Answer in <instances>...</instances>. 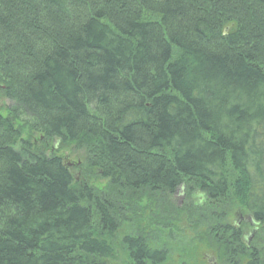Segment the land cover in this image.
Here are the masks:
<instances>
[{
  "label": "trees",
  "instance_id": "16d2710c",
  "mask_svg": "<svg viewBox=\"0 0 264 264\" xmlns=\"http://www.w3.org/2000/svg\"><path fill=\"white\" fill-rule=\"evenodd\" d=\"M0 85V264H264V0H0Z\"/></svg>",
  "mask_w": 264,
  "mask_h": 264
},
{
  "label": "rangeland",
  "instance_id": "374dc122",
  "mask_svg": "<svg viewBox=\"0 0 264 264\" xmlns=\"http://www.w3.org/2000/svg\"><path fill=\"white\" fill-rule=\"evenodd\" d=\"M4 87L0 85V114L4 117L7 116L8 110L12 106V102L9 101L4 97L3 91ZM29 133L27 130L22 129V136L21 141L27 140ZM31 138L33 140H36V136L31 135ZM65 153V156L70 155L71 153L69 150L64 151L62 154ZM82 154H74L71 153L70 158H68V163L70 165H73L72 167V173L75 178H78L79 176V170L78 167L82 162ZM77 165V166H75ZM108 180H102V179H93L92 184L97 188L101 189L102 187H105L108 184ZM185 194L182 192V190L179 192V195L175 198V205L182 206L184 203ZM136 207V206H135ZM231 212H241L238 208H233ZM133 213V212H132ZM143 214H147V212H143ZM129 217H131L129 215ZM144 218H148L144 223L145 225H150V220L153 218H157L156 215H144ZM185 216H181L183 219ZM159 218V216H158ZM172 219V218H171ZM241 220V221H240ZM240 221V223H238ZM177 222L176 224H173V231H168V235L165 233L157 232V227L150 228L151 234L149 235L150 238V244L156 248L157 250H170V254L167 256L165 263L163 264H222V262L218 259V255L215 252H212L208 248L202 245L199 246L196 242H194L195 247L193 246V249L190 248L189 252L184 255L180 253H177V251L184 248L185 250H188V247L190 243H193V239L195 238V234H193L191 230L185 229V227H188V223L181 222L178 224L177 228ZM227 224L230 225L233 229L236 231H239L241 233V239L246 247H251L257 240V233H258V225H254L253 221L250 217L246 216L245 214L235 215L232 214L231 219L227 220ZM172 228V227H171ZM144 229V227H143ZM153 229L155 232H153ZM177 229V230H176ZM129 230V229H127ZM176 230V231H175ZM126 232V231H125ZM260 250L262 254L264 255V247L260 246ZM129 260L127 256L122 255L120 256V264H129ZM119 264V261L117 262Z\"/></svg>",
  "mask_w": 264,
  "mask_h": 264
},
{
  "label": "bare ground",
  "instance_id": "6f19581e",
  "mask_svg": "<svg viewBox=\"0 0 264 264\" xmlns=\"http://www.w3.org/2000/svg\"><path fill=\"white\" fill-rule=\"evenodd\" d=\"M241 221V220H240ZM240 221L238 223H240Z\"/></svg>",
  "mask_w": 264,
  "mask_h": 264
},
{
  "label": "water",
  "instance_id": "95a60500",
  "mask_svg": "<svg viewBox=\"0 0 264 264\" xmlns=\"http://www.w3.org/2000/svg\"><path fill=\"white\" fill-rule=\"evenodd\" d=\"M254 223V222H253ZM255 224V223H254Z\"/></svg>",
  "mask_w": 264,
  "mask_h": 264
}]
</instances>
